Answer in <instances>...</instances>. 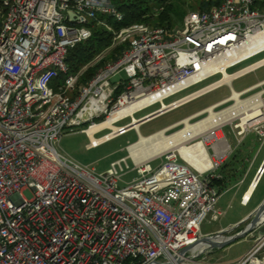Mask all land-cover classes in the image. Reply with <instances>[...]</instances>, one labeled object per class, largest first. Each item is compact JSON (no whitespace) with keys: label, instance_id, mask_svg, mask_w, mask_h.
Segmentation results:
<instances>
[{"label":"built area","instance_id":"obj_1","mask_svg":"<svg viewBox=\"0 0 264 264\" xmlns=\"http://www.w3.org/2000/svg\"><path fill=\"white\" fill-rule=\"evenodd\" d=\"M108 19L123 21L111 0H0V264H185L178 263L179 252L205 236V221L222 217V193L213 184L220 167L247 135L264 138L262 81L239 92L243 99L261 93L258 120L237 117L207 138L188 142L204 145L202 170L178 149L137 164L128 145V155L111 162L108 175L63 156L58 145L65 132L90 129L148 101L133 115H120L114 122L118 132L107 127L95 134L114 133L108 142L126 135L130 123H122L144 110L158 106L138 119L158 118L223 86L233 94L235 80L264 67L263 57L229 73L264 55V0H219L190 12L183 26L173 29L136 23L117 30ZM99 26L112 34L111 46L69 74V51ZM117 49L114 59L80 83L89 68ZM222 68L237 75L231 86L181 102L221 81ZM62 74L64 81L54 85ZM231 102L224 99L215 109ZM226 127L234 145L227 135L218 137ZM81 132L89 138L87 149L103 144L92 142L86 129ZM130 172L138 177L122 187ZM249 204L242 197L241 205ZM238 264H264V235Z\"/></svg>","mask_w":264,"mask_h":264},{"label":"rangeland","instance_id":"obj_2","mask_svg":"<svg viewBox=\"0 0 264 264\" xmlns=\"http://www.w3.org/2000/svg\"><path fill=\"white\" fill-rule=\"evenodd\" d=\"M210 1L212 0H173V3L177 9L176 13L172 17L175 23L174 28H181L186 16L190 12L200 11L201 3ZM155 12H158V10ZM263 57L264 55H261L251 61H248L237 68L230 70L229 73L243 69L244 67L258 61ZM219 78L220 76L213 78L201 85L191 88L186 92L169 98L165 102L166 104H169L173 101H176L205 87ZM262 81H264V67L257 70L256 72L247 74L244 77L235 80L233 87L235 91L241 92ZM70 95H72V93H70ZM230 95L231 94L228 87L223 86L222 88L206 94L205 96L200 97L177 110L145 123L141 127V133L145 136L155 133L193 114H196L211 105L221 102ZM232 104L233 103L231 102L223 105L219 107L217 111L227 108ZM157 108L158 106H155L144 110L143 112L138 113L136 118H142ZM206 116L207 115H203L191 122H196ZM98 121L99 120H96V122ZM127 123H130V120H126L122 124ZM182 127L183 126H179L175 129H172L168 131L167 134L171 135L172 133L180 130ZM82 129L87 130L88 125L76 129L75 133L65 132L58 145V151L73 162L78 163L83 167H87L90 170L94 169L95 173L98 175L106 173L110 168L111 162L126 157L128 155V152L126 151L127 146L134 143L138 139V134L134 130H131L126 135L105 142L96 149H87L89 138L85 133L81 132ZM229 130L230 129L226 127L221 133L227 135L230 141L233 143L234 139L232 134L229 133ZM107 133L108 131L105 130L98 134L97 137L100 138ZM263 162L264 138L260 139L255 133L247 135L242 144L238 145L233 154L227 159V161H225L218 171L220 178L215 180L217 181L215 186H217L222 193L218 203V209L222 211V217L218 222L215 223L209 222V219L205 221L202 226V232L205 235L216 234L221 230L233 227L235 224L239 223L248 215H250L261 203V200L264 199V175L261 177L257 185V189L251 203L247 207H243L241 205V200L250 183L259 172ZM159 163L160 162L158 161L153 165L157 166ZM129 164L132 168L131 161H129ZM137 177V173L130 172L124 176L123 182L120 185L123 187L126 183L131 182ZM24 196L27 199H31L33 197L30 191L24 192ZM248 223L249 221L245 222L238 230L229 233L227 236L234 235L241 231L247 226ZM258 236L259 235L254 232L248 237L233 243L227 248L205 253L196 259L186 261L185 264H238L241 258L252 249Z\"/></svg>","mask_w":264,"mask_h":264},{"label":"bare ground","instance_id":"obj_3","mask_svg":"<svg viewBox=\"0 0 264 264\" xmlns=\"http://www.w3.org/2000/svg\"><path fill=\"white\" fill-rule=\"evenodd\" d=\"M221 70L225 73V76L221 81H219L215 85L205 87L204 89L191 94L187 98L183 99L181 102L199 96L219 85L231 86L233 78H235L237 75H230L228 72H225V68H222ZM260 95L261 93H257L255 95L243 99L241 98V94L239 92L234 91L233 94L226 98V102L233 101L232 105L220 111H217L215 109L219 105H211L205 108L204 110L192 115V118H198L199 116H203L204 113H207L206 117L196 122H191V119L189 117L186 118L185 120H183L182 123H180L183 124V127L180 130L172 133L171 135H168L167 132L172 130L173 127L169 129L166 128L159 130L147 136L143 135L141 133V121L143 119H138L134 115V119L131 120L130 125L126 128L129 129V131L134 130L138 134V139L128 146L129 156L137 164H140L146 161H150L158 156H161L167 151L178 149L182 157L188 163L195 166L197 169L202 170V158H207L206 149L200 141L193 145L188 144V142L198 137L205 136L207 138L208 136L212 135V132L217 127L227 124L232 120L236 119L237 117H242L243 122L254 118V120H258L257 118L259 116V108L262 106ZM147 102L148 101H141L136 105L126 109L121 114L133 115L137 110L144 107ZM120 115L112 116L107 122L96 124L90 129H87V132L90 135L92 142H94L95 144L104 143L106 140L110 139L114 135V133L118 132L119 127L115 126L114 122L119 119ZM107 127L113 129L114 133L108 134L101 138L95 136V134ZM222 136L223 134L220 132L218 134V137L221 138ZM263 168L264 162L260 167V170ZM259 174L260 173L258 172L242 196L246 202L248 201L251 203L254 197V194L257 189ZM203 248V246L195 247L193 250L194 254H197L198 251H201Z\"/></svg>","mask_w":264,"mask_h":264},{"label":"trees","instance_id":"obj_4","mask_svg":"<svg viewBox=\"0 0 264 264\" xmlns=\"http://www.w3.org/2000/svg\"><path fill=\"white\" fill-rule=\"evenodd\" d=\"M112 3L123 14V21L117 22L112 19H108V22L112 24L117 30L130 26L136 23H145L154 27H166L173 29L175 26L173 15L176 13V7L173 0H111ZM219 4V0H212L210 2H202L200 10L204 11ZM158 10V12H155ZM112 44V34L108 32L104 27H96L93 30L92 37L86 41L76 45L68 53L66 62L69 69V74H77L81 69L91 61H93L98 55L104 52ZM119 49L115 50L106 58H104L99 64L89 68L81 77V84L86 83L92 79L97 70L103 66L106 62L115 58V53ZM65 76L62 74L55 81V84H60L64 81ZM99 120L97 123L103 121ZM217 181L213 182L215 185Z\"/></svg>","mask_w":264,"mask_h":264},{"label":"water","instance_id":"obj_5","mask_svg":"<svg viewBox=\"0 0 264 264\" xmlns=\"http://www.w3.org/2000/svg\"><path fill=\"white\" fill-rule=\"evenodd\" d=\"M157 116H153L141 121V126L151 120L155 119ZM169 129V128H167ZM258 183L261 177L264 174V168L259 171ZM105 175H108L106 173ZM257 183V185H258ZM249 221L247 226L241 231L237 232L234 235L227 236L229 233L236 231L243 225L245 222ZM256 232L258 235H264V199L257 206V208L246 218H244L239 223L235 224L233 227L225 230H221L216 234L205 235L200 238L195 244L186 247L185 249L179 252L177 256L178 263H184L191 259H196L197 257L202 256L205 253H209L215 250H221L231 246L233 243L248 237L250 234ZM197 246H203L204 248L201 251H198L197 254H194L193 250ZM189 255V256H188ZM155 264H173L172 262H162Z\"/></svg>","mask_w":264,"mask_h":264},{"label":"crops","instance_id":"obj_6","mask_svg":"<svg viewBox=\"0 0 264 264\" xmlns=\"http://www.w3.org/2000/svg\"><path fill=\"white\" fill-rule=\"evenodd\" d=\"M191 116H192V115H191ZM181 121H182V120H181ZM181 121H179V122H177V123H174V124H172V125H170V126H168V127H166V128H171V127H173V129H175V128L179 127ZM143 125H144V124H143ZM143 125H142V126H143ZM142 126H141V127H142ZM174 127H175V128H174ZM166 128H164V129H166ZM262 200H263V199H262ZM262 200H261V202H262Z\"/></svg>","mask_w":264,"mask_h":264}]
</instances>
